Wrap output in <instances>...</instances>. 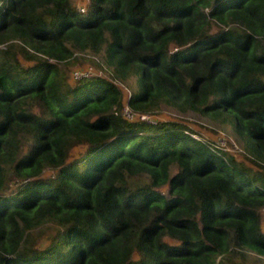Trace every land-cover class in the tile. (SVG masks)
Instances as JSON below:
<instances>
[{"label": "trees", "instance_id": "16d2710c", "mask_svg": "<svg viewBox=\"0 0 264 264\" xmlns=\"http://www.w3.org/2000/svg\"><path fill=\"white\" fill-rule=\"evenodd\" d=\"M263 209L264 0H0V264H248Z\"/></svg>", "mask_w": 264, "mask_h": 264}, {"label": "rangeland", "instance_id": "374dc122", "mask_svg": "<svg viewBox=\"0 0 264 264\" xmlns=\"http://www.w3.org/2000/svg\"><path fill=\"white\" fill-rule=\"evenodd\" d=\"M88 2H89V0H74V4L79 6L80 9L86 8V4ZM76 53L78 56V60L73 61V62L68 64L70 70H73V69L77 68L78 66H79L78 68L90 66L91 69L98 71L99 73H102L104 75L110 76V70L101 68V65H99V63H98V62H102V64H103L104 56H103L102 52L77 50ZM133 81H134L133 78H130L129 80L124 82L128 86V88L130 89V91L134 90L135 84H133ZM162 112H163V114L168 115L173 119L186 120L188 123H190V125H194V127H196V129H198V131H195V132H197L198 134H200L203 137L211 136V137H215L214 138L215 140H219V141L221 139L223 141L225 140L226 142L222 143L221 145L224 147H227L228 149H226V150L228 152L233 153L234 156H237L240 159H246L247 160V158L245 157V152H244V150H242L241 145L238 143V141L235 140L236 142L233 141L232 143H230L227 140L228 136H230V137L235 136V134L232 132V130L230 129V127L228 125L226 127H223L221 125H217L214 121H212L206 117L199 116L198 114H196L192 111L180 113L178 111H174L171 108H168V109H164ZM150 117L152 118V116H150ZM193 122H196V124ZM191 131H193V130H191ZM220 150H222V149H220ZM74 152H75V150H73V153ZM247 162L251 163L249 160H247ZM253 166H256V165L254 164ZM256 167H258V166H256ZM142 182H144V179L141 177L131 180L132 185H136V184H139ZM263 225H264V209H263ZM248 264H264V255H260L256 251H249Z\"/></svg>", "mask_w": 264, "mask_h": 264}, {"label": "clouds", "instance_id": "9594fccd", "mask_svg": "<svg viewBox=\"0 0 264 264\" xmlns=\"http://www.w3.org/2000/svg\"><path fill=\"white\" fill-rule=\"evenodd\" d=\"M87 69H90V70H91V73H89V74H87V75H90V74H93V73H99L98 71H95V70L91 69L90 66H87V67H85V69H81V70L84 71V70H87ZM78 70H80V69H78ZM99 74H101V73H99ZM87 75H82V76H87ZM74 76H75V75H74ZM80 77H81V76H80ZM119 83H120L121 86H123V88L125 89L126 94L129 95V94L131 93V91H130V89L128 88V86H127L125 83H123V82H119ZM125 104H128V103H125ZM125 104H124V105H125ZM128 105H129V104H128ZM123 107H124V106H123ZM131 109H132V108H131ZM132 110H133V109H132ZM133 112H134V114H133V117H132V118L126 117V116L123 114V108H122V114H123L126 118H128V119H133V118H135V117H139V118H141V119H147V120H149V121H152V118L150 117V116H151V113H149V112L137 113V112H135L134 110H133ZM142 114H148L149 116L146 117V118H143V117H141ZM186 131H187V133H189L190 135H192L193 133L196 134L197 137H194V136L192 135V137H194V138H197V139H200V138H201V135L198 134V133L195 132V131H191V130H188V129H186ZM227 140H228L230 143H232L233 141H235L232 137H229V136H228V139H227ZM235 142H236V141H235ZM214 146H216L218 149H222V150H224V151H227L226 149H228L227 147H224V146L220 145L219 142H218V140H215V141H214ZM227 152H228V151H227Z\"/></svg>", "mask_w": 264, "mask_h": 264}, {"label": "built area", "instance_id": "2783aa9c", "mask_svg": "<svg viewBox=\"0 0 264 264\" xmlns=\"http://www.w3.org/2000/svg\"><path fill=\"white\" fill-rule=\"evenodd\" d=\"M89 73H91V70L90 69H87V70H84V71H82V70H75L74 71V75L76 76V77H80V76H82V75H87V74H89ZM123 114L126 116V117H129V118H132L133 117V114H134V112H133V110L131 109V107L128 105V104H125L124 105V107H123ZM149 115L148 114H142L141 115V117H143V118H146V117H148ZM194 137H197V135L196 134H192ZM219 141V140H218ZM224 142H226L225 140L223 141L222 139L219 141V144L221 145L222 143H224Z\"/></svg>", "mask_w": 264, "mask_h": 264}]
</instances>
